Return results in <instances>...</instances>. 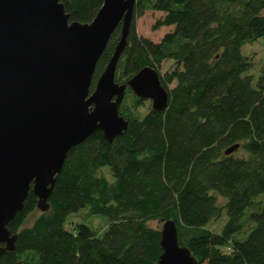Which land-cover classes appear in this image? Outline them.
<instances>
[{
	"label": "trees",
	"instance_id": "obj_1",
	"mask_svg": "<svg viewBox=\"0 0 264 264\" xmlns=\"http://www.w3.org/2000/svg\"><path fill=\"white\" fill-rule=\"evenodd\" d=\"M60 2L70 21L80 23H90L103 4ZM149 8L165 14L155 29L173 26L159 42L136 32V17ZM263 11L264 0H137L115 81L156 69L169 93L167 108L141 116L145 100L127 89L131 104L119 108L127 130L111 143L96 132L72 148L48 211L27 225L37 210L29 193L8 224L17 236L15 250L0 264H156L161 229L148 222L166 220L174 221L179 244L198 264H264V71L253 85L251 58L241 51L264 37ZM120 37L118 27L91 90ZM166 60L174 67L161 74ZM240 150L247 157L235 156ZM103 167L112 182L100 174ZM86 207L108 219L102 234L85 224L66 229L68 216ZM223 212L221 231L211 232L207 225Z\"/></svg>",
	"mask_w": 264,
	"mask_h": 264
},
{
	"label": "water",
	"instance_id": "obj_2",
	"mask_svg": "<svg viewBox=\"0 0 264 264\" xmlns=\"http://www.w3.org/2000/svg\"><path fill=\"white\" fill-rule=\"evenodd\" d=\"M137 0H103L90 23L70 21L60 0H0V257L15 250L8 224L29 195L49 209L68 152L96 132L111 143L127 130L119 108L129 89L167 108L169 93L156 69L145 67L126 83L115 81ZM121 27V37L91 90L99 59ZM229 147L225 154L235 152ZM156 264H198L178 242L177 228H161ZM17 264H24L18 262Z\"/></svg>",
	"mask_w": 264,
	"mask_h": 264
},
{
	"label": "rangeland",
	"instance_id": "obj_3",
	"mask_svg": "<svg viewBox=\"0 0 264 264\" xmlns=\"http://www.w3.org/2000/svg\"><path fill=\"white\" fill-rule=\"evenodd\" d=\"M264 14V11L262 12ZM165 16L164 13L154 11L151 8L146 9L141 17H136V32L138 36L147 38L152 42H159L163 36L171 32L173 30V26H163L155 29V24L158 20L162 19ZM242 54L244 56L250 57L252 61V68L249 70L248 74L254 78L253 85H255L257 78L264 71V37L258 39L253 43L245 44L242 47ZM174 67L173 61L166 60L162 63L160 73L163 74L167 71L172 70ZM173 87V84L170 85V88ZM122 104L129 106L131 104L130 96L126 93ZM151 108V101L145 100L144 105L139 108V114L144 115L148 109ZM235 156H244L247 157L246 153L243 150L237 151ZM101 175H104L109 182L113 181V177L111 175L109 167H103L100 171ZM219 205L225 204V199L219 195L216 196ZM41 213L40 210H36L28 219L27 225H30L31 222ZM226 221L225 212L222 215L212 220L207 228L214 233H219ZM164 221H150L148 225L152 228L161 229ZM77 224H85L93 229H95L98 233L102 234L108 225V219L102 214H90L89 208H83L77 213H73L68 216L66 222V229L72 231L73 228ZM224 251H228V249H224Z\"/></svg>",
	"mask_w": 264,
	"mask_h": 264
}]
</instances>
